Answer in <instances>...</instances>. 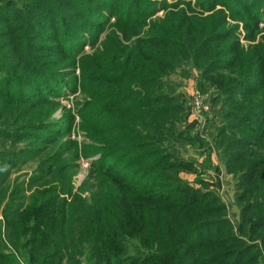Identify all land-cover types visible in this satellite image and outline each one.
I'll use <instances>...</instances> for the list:
<instances>
[{
	"label": "rangeland",
	"instance_id": "rangeland-1",
	"mask_svg": "<svg viewBox=\"0 0 264 264\" xmlns=\"http://www.w3.org/2000/svg\"><path fill=\"white\" fill-rule=\"evenodd\" d=\"M33 1L13 0L20 11L12 10L25 15L10 27L0 23L8 30L30 22L25 41L20 29L0 38V79L11 76L3 68L29 78L12 82L14 103L0 102V127L18 134H0V264L28 263L9 241H23L26 219H32L30 232L43 230L46 212H61L64 202L74 205L76 197L86 201L100 190L93 163L108 150L117 151L100 159L106 169L138 182L140 191L162 200L157 204L173 205L157 207L155 213L166 215L159 219L151 211L135 227L138 236L153 232L145 252L167 253L176 258L173 264H203L195 251L218 250L215 241L230 234L237 238L232 246H240L238 239L259 246L251 253H261L255 262L264 264V0H140L129 17V0L108 6L103 0H36L43 9L25 6ZM92 6L101 9L102 22L88 14ZM221 65L226 69L216 70ZM237 71L250 81L227 92L241 76ZM254 85L248 102L256 107L247 111L255 116L228 117ZM44 122L50 129H33ZM250 136L257 137L252 145H235ZM142 142L150 145L138 153ZM161 190L170 195L157 197ZM36 193H42L39 202ZM47 196L52 199L44 201ZM54 197L60 201L55 206ZM196 217L203 230L183 252L177 238L166 241L175 223L195 224ZM216 219L227 222L219 232L205 225ZM139 242L121 240L129 253L118 264H167L143 262Z\"/></svg>",
	"mask_w": 264,
	"mask_h": 264
},
{
	"label": "trees",
	"instance_id": "trees-1",
	"mask_svg": "<svg viewBox=\"0 0 264 264\" xmlns=\"http://www.w3.org/2000/svg\"><path fill=\"white\" fill-rule=\"evenodd\" d=\"M3 1L7 5H3ZM106 5H115L116 0H103ZM140 0H129L126 4L127 8L125 13L129 12V16L134 13L135 6ZM138 2V3H137ZM264 4V2H263ZM139 5V4H138ZM26 7L32 9H43L39 1L34 0L25 4ZM12 7L17 8L20 11V7L14 6L13 0H0V23L3 20L8 27L17 21L18 17L25 15L24 12H16L12 10ZM264 7V6H263ZM106 11V10H104ZM107 14H112V10L108 9ZM88 14L92 19L102 22L103 18L100 17L102 14L99 6L88 7ZM99 17V18H98ZM132 21H136L133 19ZM36 23L32 25V28ZM30 27V22H27L25 26L19 24L18 28H9L8 30L0 29V38L2 36L10 35L15 32L16 29L23 30L26 34L25 37L21 36V42L25 41L28 35V28ZM76 29L82 31L80 26H76ZM215 38V36H212ZM232 50V48L230 49ZM212 64L208 66L210 70L209 73L213 72ZM216 70L226 69L225 66L215 67ZM6 73L10 74L9 78L0 79L1 90L0 100L1 103H14L16 98L12 95V90H14L15 85L12 82L25 81L24 79H29L26 77H18L11 68H3ZM239 74V72L237 71ZM241 75V74H239ZM256 75V74H254ZM242 75L235 79V84L227 92H234L242 88L249 83L250 77L242 79ZM240 80V81H238ZM27 82V81H26ZM232 82V83H234ZM8 85V86H4ZM251 87L252 90L243 91L242 97L235 102V107L238 111L228 112L227 116L235 120L240 121H250V118L254 117L255 114L247 111L256 107V104H251L248 102L251 98L252 93L258 89V87ZM49 99V96H46ZM32 101V100H28ZM246 102H248L246 104ZM146 105V104H141ZM178 108L171 107L170 110ZM257 115V113H256ZM264 122V117L262 118ZM50 129L48 123L44 122L42 124H35L33 129ZM18 135L13 132L11 128H1L0 134L4 136ZM20 135V134H19ZM29 135V134H28ZM32 136V135H31ZM18 137V136H17ZM35 137L43 140V136L35 135ZM257 140L256 136L244 137L237 139L235 141L236 146H248L252 145L253 141ZM149 142H142L137 145L136 150L138 153H145L149 147ZM104 148H107L105 146ZM117 150H111L108 152L100 151L101 157H99L93 165L96 169H93V179L97 180L96 190L91 192L88 199L80 200L79 197H75L79 200L78 203L64 202L61 212L58 209L52 212H46V218L40 223L43 226V230L31 231L28 226L32 219H26L24 224V229L26 232L23 236V241H13L9 240L13 245L16 252L21 251L25 255V261L27 264H118L120 262V257L123 254L129 253L128 248H125L121 240H124L128 244L139 242L140 247L137 253L141 255L142 261L148 263L150 261L163 260L167 264H173L176 258L169 254L154 253L153 251H146L147 243L153 241V232L148 231L142 233V236L137 234L135 227L145 223L146 220L150 219L149 212H153L154 216L161 219L166 215L167 212L155 213V209L161 205L166 207H172L170 202L157 204L162 201L155 196H147L144 194V190L138 189V182L129 180L124 174H112L113 169H106L100 163V159L104 160V157L115 153ZM128 151H133L128 149ZM161 152H157L159 154ZM160 159V156L158 157ZM167 157H165L166 159ZM162 160V159H161ZM122 161V160H121ZM140 171V170H139ZM135 178V177H133ZM71 193V188L67 190ZM161 195V196H159ZM170 195V190L158 191L157 197H166ZM42 197V193H36L34 202H39ZM163 198V197H162ZM52 199L51 196H47L44 201ZM168 199V198H164ZM33 201L31 203H34ZM57 202H60L58 197H54V206ZM71 208V210H69ZM178 214L181 215L180 210H176ZM212 210H208L211 212ZM36 213L30 211L28 218L34 217ZM36 221V220H34ZM203 220L201 218H195V224L186 222L185 225L179 226L174 224V234L173 238L168 236L165 237L166 241L169 243H174L175 238H177V244L181 247L182 252L186 249L185 244H190L192 237L199 232L202 228ZM227 225L225 221H211L210 224L205 225L213 227L214 232H219L221 225ZM121 227V230L115 231L116 227ZM206 227H204L205 229ZM30 232V235H28ZM96 235V236H95ZM95 236V237H94ZM94 237V238H93ZM261 244L264 246V234L259 238ZM218 250H210L208 248H201L195 252L201 256L203 259V264H256L257 259L262 257L261 253L252 254L251 251L257 249V245H249L246 242H242L238 239L240 246H232L231 244L237 243V238L234 235L228 234L227 238H222V241H215ZM214 241H208L206 245L213 244ZM202 245V244H201ZM207 246V247H208ZM131 247V246H130ZM188 249V246H187ZM193 252V251H191ZM145 253V254H144ZM12 256V255H11ZM13 259V257H11ZM133 257H138V255L133 254ZM130 258H128L129 260ZM264 261V260H261ZM123 262L122 264H125ZM134 264H138L134 263Z\"/></svg>",
	"mask_w": 264,
	"mask_h": 264
},
{
	"label": "built area",
	"instance_id": "built-area-1",
	"mask_svg": "<svg viewBox=\"0 0 264 264\" xmlns=\"http://www.w3.org/2000/svg\"><path fill=\"white\" fill-rule=\"evenodd\" d=\"M194 101H195L196 106L199 107L201 103V95L198 92H196L194 95Z\"/></svg>",
	"mask_w": 264,
	"mask_h": 264
}]
</instances>
